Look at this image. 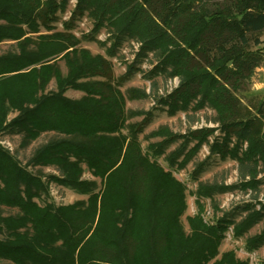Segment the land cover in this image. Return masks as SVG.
I'll list each match as a JSON object with an SVG mask.
<instances>
[{"label": "trees", "instance_id": "16d2710c", "mask_svg": "<svg viewBox=\"0 0 264 264\" xmlns=\"http://www.w3.org/2000/svg\"><path fill=\"white\" fill-rule=\"evenodd\" d=\"M72 1L0 0V44L14 43L13 50L0 55V133L22 135L23 147L52 134L26 167L0 147V207L18 210L0 215V261L208 264L219 255L229 227L240 239L264 221L258 190L264 186L259 178L264 174V92L258 96L251 88L255 71L264 65V0H75L64 31H57L59 14L67 13ZM86 15L94 28L83 39L97 42L106 30L113 41L109 58L116 57L126 40L139 44L126 78L141 72L136 63L151 56L152 69L141 72L145 79H178L177 88L154 98L168 114L206 106L215 110L222 138L210 144L215 130H188L184 138L197 141L196 146L180 150L170 162L184 155L179 165L184 168L204 145L211 155L235 160L238 183L200 184L194 195L201 208L200 200L216 194L251 191L252 201L241 206L239 222L228 215L210 226L191 219L193 233L185 235V186L142 153L138 135L143 123L127 124L136 114L125 112L126 99L150 94L135 88L123 93L125 77L115 76L111 60L81 48L82 39L72 30ZM60 61L68 65L67 76ZM54 78L61 91L44 94ZM82 79L90 80L78 83ZM68 87L87 96L67 100L62 93ZM9 109L18 110L20 117L3 125ZM174 140L171 136L167 142ZM83 165L100 179V186L81 180ZM30 166L53 167L59 175L48 176L45 184L41 172H31ZM203 169L204 163L197 166L195 181ZM51 183L88 199L67 206L48 203ZM263 245L264 231L246 241L250 252ZM215 264L248 263L225 254Z\"/></svg>", "mask_w": 264, "mask_h": 264}, {"label": "rangeland", "instance_id": "374dc122", "mask_svg": "<svg viewBox=\"0 0 264 264\" xmlns=\"http://www.w3.org/2000/svg\"><path fill=\"white\" fill-rule=\"evenodd\" d=\"M76 1L73 0L68 7V11L65 14H59V23L57 24V31H64L63 23L68 21L71 17V12L74 9ZM94 28L93 21L86 16L78 20L74 24L72 32L79 39H82L81 48L87 49L93 56L102 55L113 64V70L117 78H123L128 73V68L136 62V52L139 49V44L136 42H130L126 40L117 49V55L114 58L108 57L107 50L112 46L113 41L110 40L111 36L106 30H102L97 35V42H88L83 39L84 36L92 33ZM264 48V33L261 35ZM14 49L13 42H4L0 44V55ZM150 56L148 59H144L143 64H137V67L141 69V72H147L152 69ZM140 62V61H139ZM60 71L63 76L68 75V65L64 61L59 62ZM139 72L130 75L128 78H124L121 91L123 93L130 88L145 91L150 94L147 98H139L134 100L126 99L125 112L131 111L136 115L128 119L127 124H142L143 132L138 135V141L140 143L142 153L147 155L151 162L156 161L158 165L165 171L172 174V177L185 186V201L186 210L181 217V224L186 236H190L193 233V224L190 220L197 218L203 219V223L208 226L214 224L218 219L225 215H228L229 219L239 222L244 216L241 213V206L252 201L251 191H241L237 189L233 192H227L223 194H216L213 199L200 200L201 208L197 205V196L194 193L197 191L200 184L212 185L216 183L218 185L224 184L232 186L239 181L238 163L228 158L226 160L220 159L218 155H211L209 147L204 145L193 156L192 160L186 164L184 168L179 165L183 162L184 155L177 159V163L170 162L174 154L177 156L180 150L188 152L194 146L197 141L187 142L189 138H184L188 134V130H215L208 137L210 144L215 142V138L221 139L220 131L218 130L219 124L214 123V119L217 116L215 110L210 107H205L194 111L190 109L188 112L178 111L175 115L168 114L165 107L156 104L154 101L155 95H163L166 91H172L178 87V79L166 80L163 76H157L152 81H149L143 77V74ZM90 79L79 80L78 83H85ZM251 88L258 96H261L264 92V65L255 71L252 77ZM152 82H156V88L153 87ZM62 84L61 86H63ZM60 84L57 79H52L45 87L44 94H58L61 90ZM62 96L70 101H79L86 97V93L73 88H66L62 93ZM3 116V115H2ZM187 116H190L189 118ZM20 117V112L16 109H9L6 113V121L2 124H8L11 121ZM165 128V130H161ZM123 134H130L129 131H124ZM175 136L173 142H167ZM52 134H43L38 140L33 141L27 147L21 146L22 135H16L11 133L10 130H5L0 133V147L8 151L16 160L21 163L23 167L28 166L27 163L33 156L35 150L42 144L46 143ZM188 137V136H187ZM187 142V143H186ZM165 143L163 148L159 149L157 146ZM248 145L244 144L243 148H247ZM159 149V150H156ZM169 159V160H168ZM204 163L203 172L199 173L195 181L194 172L197 166ZM28 170L35 173L40 171L42 180L45 184L48 183V176H58L59 172L53 167L40 168L27 167ZM84 173L81 180L95 181L100 186V179L92 176L86 165H83ZM259 178L264 180V174ZM261 191L260 200H264V186L259 187ZM88 196L78 194L77 192L64 188L55 183L49 184V196L45 199L48 203H53L56 206L73 205L78 201H86ZM40 205H44L39 201ZM202 210V211H200ZM18 210L10 209L6 207H0L1 216H10L17 214ZM264 231V221L252 228L244 237L237 239L234 236V230L229 227L224 235V240L218 248L219 255L214 258L208 264H215L222 260L223 255L232 254L235 259L248 264H264V245L258 249L250 252L246 248V241L255 236H259ZM0 264H9L7 262L0 261Z\"/></svg>", "mask_w": 264, "mask_h": 264}]
</instances>
